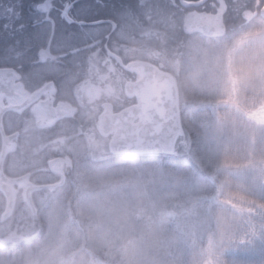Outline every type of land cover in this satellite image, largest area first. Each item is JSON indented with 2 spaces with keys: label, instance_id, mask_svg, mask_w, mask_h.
<instances>
[{
  "label": "rangeland",
  "instance_id": "374dc122",
  "mask_svg": "<svg viewBox=\"0 0 264 264\" xmlns=\"http://www.w3.org/2000/svg\"><path fill=\"white\" fill-rule=\"evenodd\" d=\"M223 7L221 1L210 5L213 12ZM261 30L250 28L241 35L243 42L233 54L237 62L249 61L244 57H251L253 53L247 48L241 49L248 43L262 47L264 56V31ZM200 43H196V48L205 53L208 60L194 62L191 70L195 76L203 77L204 88L210 92L208 83L213 76L210 72L219 65L221 48L212 44L205 49ZM143 53L156 59L154 51L146 47ZM158 56L177 80L178 64ZM98 62V56H94L95 70H98ZM190 74L185 73V78L190 80ZM214 84H218L217 78ZM118 92L119 88L111 87L109 100H115ZM229 120L251 125L252 138L250 130L244 141L233 133L226 134L231 140L222 138L220 141L219 137L217 140L222 145L226 142L233 150L219 149L220 153L206 150L198 154L185 132L176 140L174 150L176 155H183V164L189 166L182 172L176 169L166 175L158 167H140L131 160H127L129 165L111 169L107 164L112 157L111 150H102L95 142L94 150H89L94 159L93 167L75 169L76 183L59 193V200L40 205L46 211L44 230L20 233L21 228L13 221L4 222L0 216V249L8 252L4 248H12L19 252L18 256H10L6 264H111V261L122 264L129 249L133 250V261L138 264L137 250L146 248L148 240L157 233L165 234L168 242L183 252L185 264H209L208 261L264 264L261 235L264 228V112L263 124L257 120L250 122L237 110L232 111ZM208 165L212 174L206 172ZM222 168L229 169L217 174ZM0 205L1 214L4 211L1 197ZM73 205L74 214L68 210ZM24 207L30 210L26 203ZM14 237L23 238L20 245H13ZM129 237L132 241L127 240ZM3 257L0 253L1 264H4Z\"/></svg>",
  "mask_w": 264,
  "mask_h": 264
},
{
  "label": "trees",
  "instance_id": "16d2710c",
  "mask_svg": "<svg viewBox=\"0 0 264 264\" xmlns=\"http://www.w3.org/2000/svg\"><path fill=\"white\" fill-rule=\"evenodd\" d=\"M43 1L46 0H0V67L8 66L12 56L20 60L25 57L33 58V46L44 40L49 41L51 24L45 21V16L37 10V5ZM220 1L224 5L221 12L224 13L227 34L219 39L184 35L181 30L182 14L171 7L169 0H151L146 7L132 13L136 24L138 22L143 29L144 42L154 49L163 51L165 55H173L179 66L177 80L180 119L184 131L182 134L185 132L188 134L198 154H202L206 150L219 153L224 148L233 150L234 148H229L230 145L226 142L223 145L220 142L222 138L226 141L229 140L230 137L225 136L226 134L233 133L238 140L244 141L250 133V138H252L251 125H249L252 123L250 122L257 120L263 124L264 56L261 54L263 48L254 43L246 44L248 41H244L246 45L241 49L247 48L253 53L251 57H244L249 60L247 63L245 61L237 62L236 58H233V54L243 42L241 40L243 33L250 28L254 30L259 28L264 31V19L260 15L261 9L264 7V0H210L203 7L210 9L211 3L218 4ZM52 2L54 9L49 15L55 29L52 47L58 52L73 55L83 47L108 36L113 21L118 24L119 28L120 22L123 21V15L126 13L122 9L111 8L112 6L108 5L110 3L108 0H79L80 7L72 9L71 12H68L65 5L76 4L78 0H52ZM246 9L252 11V16L248 20H244L241 15ZM62 11L66 17L83 20L87 26L81 28L76 23H67V20L61 16ZM27 35L35 37L30 41L33 44L29 56L25 54L28 51V48H25V45L28 44V40L25 38ZM233 41H235L234 46L230 48ZM199 42L205 49H209L212 44L219 45L221 48L222 56L219 65L210 72V76H213L211 80L209 79L208 87L212 93L204 88L203 77L195 76L191 70V65H194V62L205 63L208 60V56L196 48V43ZM73 59L81 63L85 61L84 55L74 56ZM185 73L187 75L191 73L190 80L185 78ZM216 78L217 85L214 84ZM236 110L250 121L248 122L249 126L245 125L246 122L229 120V115ZM218 137L221 139L220 141L217 140ZM175 152L176 150L170 154L140 155H114L111 153L112 157L107 164L111 169H115L129 165L127 160H131L140 167H158L164 174L175 172L176 169L182 172L189 164H183V155H176ZM104 163L106 162H100V164ZM206 168V172L212 174L211 166L208 165ZM227 169L229 168H222L216 173H224ZM63 190L67 191L65 188ZM73 208L74 205L70 209L68 207V210L74 214ZM11 221L18 229L21 228L18 230L20 233L31 234L38 229L44 230L46 226L45 217L38 213L19 218L14 211L4 222ZM164 235L157 233L148 240L146 248L137 250L138 264L186 263L183 252L175 248L172 242H168V237H164ZM132 239L131 237L127 238L129 241ZM83 251L89 250L83 248ZM0 253L4 256L2 258L4 264L11 260L10 256L19 254L17 250L13 249L8 252L0 249ZM207 254L211 255L209 251ZM134 256L133 250L129 249L122 264H136L133 261ZM109 263L118 264L115 261ZM207 263L215 264L211 261Z\"/></svg>",
  "mask_w": 264,
  "mask_h": 264
},
{
  "label": "flooded vegetation",
  "instance_id": "af4514ba",
  "mask_svg": "<svg viewBox=\"0 0 264 264\" xmlns=\"http://www.w3.org/2000/svg\"><path fill=\"white\" fill-rule=\"evenodd\" d=\"M48 1L51 4L49 13L41 11V7ZM108 1L111 8L126 11L119 28L113 21L108 36L83 47L75 55L53 49L54 23L49 15L54 9V4L52 0L38 4L37 10L45 16V21L51 24L49 41L44 40L33 46V58L25 57L20 60L12 56L8 66L0 67V70L9 71V89L6 95L0 97V164L6 137L8 147L2 172L8 180L22 179L8 183L14 199L12 213L15 211L19 218L37 213L45 217V208L41 209L40 205L59 200L63 189L76 183L73 175L75 169L80 166L93 167L94 159L90 157L89 150H94L95 142L99 147H103L102 150H112L111 142L117 129L108 134L104 133L101 129L102 116L107 105L112 107L114 114L138 106L137 94L130 95L127 86L140 81L144 74L132 69V64H150L171 75L178 87V80L158 55L177 65L174 56L165 55L163 51L145 43L143 29L138 22L136 24L132 16L133 11L146 7L151 0ZM169 1L175 11L181 12V30L187 36L204 37L200 34L185 33L183 22L187 13L197 11L224 15L221 11L213 12L203 7L210 0L198 7L186 4L201 0H183L186 4H183L182 0ZM245 11H250V17L252 16L250 9L244 10L242 16ZM25 38L28 40L25 45L28 51L25 54L29 56L33 44L30 41L35 37L27 35ZM48 46L51 56L56 58L47 57L42 62L40 54L46 51ZM144 47L154 51L156 59L144 55ZM81 55L85 57L84 62L73 59L74 56ZM94 56H98L100 61L98 70L92 66ZM111 87L117 90L119 88L113 101L109 100ZM140 121L141 115L133 124L136 125ZM28 193L31 201L28 199ZM0 197L4 203V211L0 214L3 218L7 209V198L1 190ZM24 203L30 210L24 207ZM14 238L11 240L13 245H20L21 242L15 243Z\"/></svg>",
  "mask_w": 264,
  "mask_h": 264
},
{
  "label": "water",
  "instance_id": "95a60500",
  "mask_svg": "<svg viewBox=\"0 0 264 264\" xmlns=\"http://www.w3.org/2000/svg\"><path fill=\"white\" fill-rule=\"evenodd\" d=\"M208 0L186 4V6L198 7ZM50 2L41 7V11L49 13ZM250 11L243 13V18L248 19ZM264 19V7L260 13ZM184 31L187 34H200L205 38H222L227 33L224 15L208 14L192 11L184 16ZM51 56L49 46L42 51L40 59L44 62ZM132 69L144 74V77L135 84L127 86L130 95L137 94L138 106L114 114L110 105L106 106V112L102 116L101 129L104 133H111L117 129L111 142V152L114 155H140V154H170L173 152L176 140L181 131L179 113L178 87L171 75L161 72L158 68L147 63L132 64ZM8 70H0V97L6 95L8 86ZM141 115L138 124L133 122ZM105 129V130H104ZM8 147V139L4 138L2 159L0 164V190L7 198V209L3 216L7 219L14 206V199L8 183L22 179L8 180L2 172V164ZM28 199L30 195L28 193ZM15 243H20L21 238H14Z\"/></svg>",
  "mask_w": 264,
  "mask_h": 264
},
{
  "label": "snow or ice",
  "instance_id": "6c2138e0",
  "mask_svg": "<svg viewBox=\"0 0 264 264\" xmlns=\"http://www.w3.org/2000/svg\"><path fill=\"white\" fill-rule=\"evenodd\" d=\"M65 7L67 8L68 12H71V10L74 9V8L78 9L80 7L79 0H78V2L76 4H66ZM61 16H62V18H65L67 20V23H69V24L76 23L81 28H84V27L87 26L83 20H78L75 17H66L65 13L63 11L61 12ZM52 35H53V37L55 36V29L54 28H53ZM261 235H262V238H264V228L261 229Z\"/></svg>",
  "mask_w": 264,
  "mask_h": 264
}]
</instances>
